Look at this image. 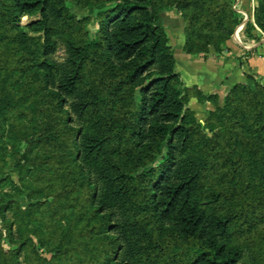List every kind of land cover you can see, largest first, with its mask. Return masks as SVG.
Returning <instances> with one entry per match:
<instances>
[{"label":"trees","instance_id":"16d2710c","mask_svg":"<svg viewBox=\"0 0 264 264\" xmlns=\"http://www.w3.org/2000/svg\"><path fill=\"white\" fill-rule=\"evenodd\" d=\"M73 1L107 5L95 16L94 34L72 10ZM9 3L16 9L6 8ZM170 7L184 17L187 53L206 52L210 45L220 50L228 38L223 29L233 23L228 0H0V114L26 116L33 110L26 102L42 84L56 89L50 104L74 96L78 117L110 113L101 133L59 125L46 136L74 152L101 182L100 191L93 182L90 203L105 213L115 235L85 245L101 261L108 255L112 264H246L240 262L248 249L253 264H264V84H234L223 106L215 103L200 122L189 106L194 89L184 85L168 43L164 13ZM18 13L36 20L16 29ZM255 19L264 31V22ZM29 30L35 54L19 50ZM60 33L69 34L63 63L52 58L53 36ZM89 65H97V84L81 88ZM36 66L40 77L27 74ZM120 96L127 105L117 102ZM210 176V188L202 191ZM6 201L4 209L14 203ZM114 208L125 215L151 209L166 232L144 219L112 223ZM4 228L11 233V223L2 221L0 238ZM25 244H0V264H20ZM70 249L36 264H61L66 255L80 264Z\"/></svg>","mask_w":264,"mask_h":264},{"label":"rangeland","instance_id":"374dc122","mask_svg":"<svg viewBox=\"0 0 264 264\" xmlns=\"http://www.w3.org/2000/svg\"><path fill=\"white\" fill-rule=\"evenodd\" d=\"M228 2L233 23H227L223 29V33L228 36L227 40L221 44L220 50L210 45L208 51L192 53L193 55H224L227 43L231 41L244 47L246 51L244 56L249 57L251 46L264 45V31L255 19L259 16L264 22V0H228ZM105 7L107 5L82 7L72 2V10L79 17L85 18L86 29L91 35L96 32L97 28L96 14ZM6 8L16 9L14 3H9ZM179 13L182 15L181 12ZM18 14V17L13 18L16 21V29L27 27L36 20L34 14ZM185 24L184 20V38ZM201 31L207 32L205 29ZM198 33H200L199 29L196 30V34ZM217 33L219 32H215ZM32 34L29 30L24 42H19L20 51L35 54V46L29 39ZM66 37H69V34L60 33L53 36L57 42V49L52 58L59 63L65 62L68 57L65 46ZM168 43L171 46L169 41ZM41 71L36 66L27 74L40 77ZM96 72L97 65L86 67L81 88L97 84ZM240 82L264 84V76L248 72L245 74L244 81ZM188 88L194 89L189 98V106L192 110H194L192 108L194 98L200 103L201 101L218 103L217 94H205L197 86ZM55 93L54 87L42 84L38 94L26 102V105L30 103L33 106V110L29 109L26 116L19 118L16 112L11 110H8L5 115L0 114V226L2 221L11 223V233L4 228L0 244L5 248H14L21 240H25L26 244L19 255L20 264H36L45 258L50 260L55 254L65 252L67 247L76 250L80 264L90 262L92 264H112L108 255L105 257L106 260L101 261V258L96 257L94 253L92 255L93 251H88L85 247L86 244L98 246L112 240L115 235L109 227L105 213H98L94 205L90 203L93 182H98V191H100L101 182L97 180L93 171L86 172L81 167L82 161L74 152L46 139L48 133L54 131L59 125L81 127L83 133H101L104 127L103 121L110 113L103 110L94 117H89L88 114L78 117L72 107L76 98L66 96V102L50 104V97ZM212 96L216 97L212 98ZM117 102L128 104L122 96L117 99ZM223 103L224 99L218 105L223 106ZM67 112L71 120L67 119ZM194 112L196 118L202 123L209 115L207 112L205 117H202L196 110ZM56 152L59 154L54 156ZM192 152L189 150L185 155H190ZM119 154L114 155L119 156ZM51 164L54 165L50 167ZM55 165H60L61 168L56 169ZM211 179L212 176L208 178L209 181L203 186L202 191L210 188ZM6 200L14 202L8 209L3 208L7 203ZM84 200H88L87 206H81ZM207 208L210 211L214 210L213 205ZM110 212L112 223H122L129 219H144L148 225L157 227L162 233L166 232L165 226L160 225V220L151 209L141 210L135 215H125L116 208L111 209ZM122 252L121 250L119 254ZM251 255L248 249H245L240 263L253 264ZM72 256L66 255L61 258V264H72Z\"/></svg>","mask_w":264,"mask_h":264},{"label":"crops","instance_id":"0c3cea01","mask_svg":"<svg viewBox=\"0 0 264 264\" xmlns=\"http://www.w3.org/2000/svg\"><path fill=\"white\" fill-rule=\"evenodd\" d=\"M175 8L165 11L164 25L168 32L169 42L176 57V69L180 73L184 85L197 86L205 94H217L218 103L224 99L229 88L244 81L245 74L256 73L264 76V45L251 46L250 56L244 47L229 41L224 55L189 54L184 50V19ZM179 56V58H178ZM241 59H238V58ZM194 98L192 108L199 116L215 109L216 104Z\"/></svg>","mask_w":264,"mask_h":264}]
</instances>
